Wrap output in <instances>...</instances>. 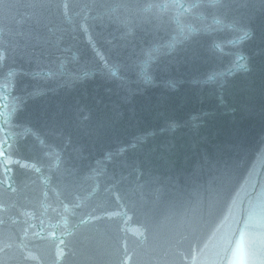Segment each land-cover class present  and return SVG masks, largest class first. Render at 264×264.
<instances>
[{"label": "water", "instance_id": "obj_1", "mask_svg": "<svg viewBox=\"0 0 264 264\" xmlns=\"http://www.w3.org/2000/svg\"><path fill=\"white\" fill-rule=\"evenodd\" d=\"M0 264H264V0H0Z\"/></svg>", "mask_w": 264, "mask_h": 264}]
</instances>
